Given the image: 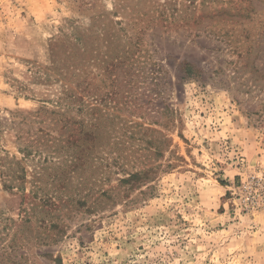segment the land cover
Here are the masks:
<instances>
[{
  "label": "rangeland",
  "instance_id": "1",
  "mask_svg": "<svg viewBox=\"0 0 264 264\" xmlns=\"http://www.w3.org/2000/svg\"><path fill=\"white\" fill-rule=\"evenodd\" d=\"M110 119L169 142L116 205L63 162ZM0 264H264V0H0Z\"/></svg>",
  "mask_w": 264,
  "mask_h": 264
},
{
  "label": "trees",
  "instance_id": "2",
  "mask_svg": "<svg viewBox=\"0 0 264 264\" xmlns=\"http://www.w3.org/2000/svg\"><path fill=\"white\" fill-rule=\"evenodd\" d=\"M71 96V94H66L65 98H70ZM134 100L135 99H133L132 101ZM75 101L76 98L74 99V102ZM148 102L149 100L147 99L145 103ZM56 104L59 107L66 106L65 104L60 102V100H58ZM167 110H169V108L164 107L160 112L163 113ZM42 111L46 112L45 107L38 109V112ZM139 118H143L142 113L139 115ZM118 121L115 119L108 120L107 126H110L113 130L116 131L112 133V135H108L107 133H105L104 130H100V126H104V121L98 120L96 124L93 123L94 125H96L95 131H87L88 133H85V139H83V135H79L78 138L67 140V143H70L71 147H73L75 150L73 153L74 155L71 156L70 160L65 159L63 161L66 164L70 163L71 168L77 169L79 167V163L83 159L82 156L85 155L88 161L95 160L100 163L102 172H111L112 174L121 173L122 176L117 179L118 184L116 186L108 190H102L100 193V197H102V199H104L108 203L111 202L112 205H116L119 201L127 199L131 192L140 190V188L147 186L149 183L155 180L159 172L158 169L160 167V165L156 164V162H158V160L164 156V153L166 152L165 149L168 147L167 145L169 143L165 138H162V140H158L156 138L151 137L148 138L145 134L146 130H148L147 128L144 129L145 132H140L141 128H143L141 124L131 123V121L126 119H118ZM157 123L158 122H155L153 124ZM93 124L91 126H93ZM128 124L129 126H134L133 130H135L137 127H139L140 129L137 132H127V130L130 129V127H127ZM82 127L86 128L87 125ZM68 130L69 133L72 134V129L69 128ZM118 131H120V133H118ZM19 152L22 153L25 158H28L31 155V151L28 149L27 146H25L23 149H19ZM36 153L40 156L43 152L37 150ZM128 153L131 155L138 153V157L136 158V160L138 161V165L142 166L140 169L130 171L128 168H126V166L129 164ZM49 157L45 156L43 158V163H50L51 160H48ZM17 163L19 165V162ZM53 164L55 165V163ZM58 164L59 162L57 163V165ZM113 168L115 169L114 171H112ZM57 169H60V167ZM73 173H75V171L71 172L69 170L67 172L66 170L63 171V173H54L52 177L55 178L57 182L62 183V185H64L65 181H70V179L73 177ZM18 178L23 180V175L22 178L21 176H18ZM107 180L109 179H104V181ZM4 186L6 189L16 188L17 190H19L18 185L16 187V185L13 184H9V186L4 184ZM42 192V189L37 187L31 190L33 197L35 199H38L39 202L43 203V205L54 207V201L56 199L61 200L60 196L48 197ZM66 198L68 203H72L74 201L72 197ZM76 201L77 204L82 207L87 206V201L85 199H76Z\"/></svg>",
  "mask_w": 264,
  "mask_h": 264
}]
</instances>
